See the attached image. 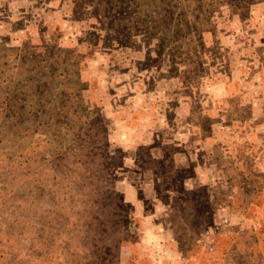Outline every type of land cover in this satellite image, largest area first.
<instances>
[{
  "label": "rangeland",
  "instance_id": "obj_1",
  "mask_svg": "<svg viewBox=\"0 0 264 264\" xmlns=\"http://www.w3.org/2000/svg\"><path fill=\"white\" fill-rule=\"evenodd\" d=\"M0 264H264V0H0Z\"/></svg>",
  "mask_w": 264,
  "mask_h": 264
}]
</instances>
